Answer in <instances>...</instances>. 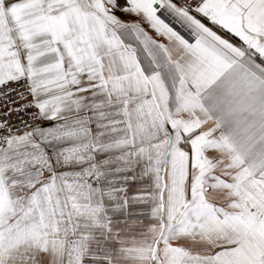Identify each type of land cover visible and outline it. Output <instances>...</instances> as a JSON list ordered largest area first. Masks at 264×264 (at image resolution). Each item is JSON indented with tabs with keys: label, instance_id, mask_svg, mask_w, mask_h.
I'll return each mask as SVG.
<instances>
[{
	"label": "snow or ice",
	"instance_id": "obj_1",
	"mask_svg": "<svg viewBox=\"0 0 264 264\" xmlns=\"http://www.w3.org/2000/svg\"><path fill=\"white\" fill-rule=\"evenodd\" d=\"M0 264H264V0H0Z\"/></svg>",
	"mask_w": 264,
	"mask_h": 264
}]
</instances>
